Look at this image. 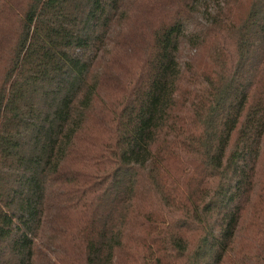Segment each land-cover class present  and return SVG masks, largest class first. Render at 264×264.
I'll return each mask as SVG.
<instances>
[{"label": "trees", "instance_id": "16d2710c", "mask_svg": "<svg viewBox=\"0 0 264 264\" xmlns=\"http://www.w3.org/2000/svg\"><path fill=\"white\" fill-rule=\"evenodd\" d=\"M158 8L0 0V264H264V0Z\"/></svg>", "mask_w": 264, "mask_h": 264}, {"label": "rangeland", "instance_id": "374dc122", "mask_svg": "<svg viewBox=\"0 0 264 264\" xmlns=\"http://www.w3.org/2000/svg\"><path fill=\"white\" fill-rule=\"evenodd\" d=\"M159 1L162 2V0H134V8L139 11V16L142 14L147 18L146 20L149 19L150 13H155V16L158 18L165 11V9L158 8Z\"/></svg>", "mask_w": 264, "mask_h": 264}]
</instances>
